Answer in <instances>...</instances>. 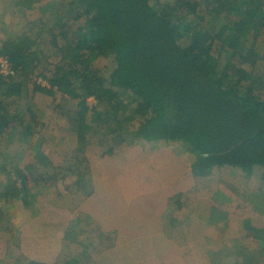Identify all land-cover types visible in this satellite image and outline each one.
Masks as SVG:
<instances>
[{
    "label": "trees",
    "instance_id": "16d2710c",
    "mask_svg": "<svg viewBox=\"0 0 264 264\" xmlns=\"http://www.w3.org/2000/svg\"><path fill=\"white\" fill-rule=\"evenodd\" d=\"M14 1H31L34 13L13 30L0 27L1 53L19 72L0 75V142L17 149L32 135L46 155L48 113L22 107L18 101L28 90L53 101L58 94L77 101L70 111L76 153L108 120L120 138L117 148L138 141L182 143L189 152L182 166L192 161L194 177L226 164L264 167V0ZM7 11L0 5V23L7 13L17 14ZM109 56L112 66L103 72L96 64ZM246 123L250 132L230 156L206 157L211 146L232 142V131ZM4 171L3 206L11 211L35 204L27 169L10 164Z\"/></svg>",
    "mask_w": 264,
    "mask_h": 264
},
{
    "label": "crops",
    "instance_id": "0c3cea01",
    "mask_svg": "<svg viewBox=\"0 0 264 264\" xmlns=\"http://www.w3.org/2000/svg\"><path fill=\"white\" fill-rule=\"evenodd\" d=\"M11 1L0 0L17 13L5 15V30L33 11L20 12L23 2ZM54 1L64 0L43 3ZM102 142L95 148L88 141L72 166L59 167L66 170L62 177L68 169L74 178L88 174L73 189L71 205L41 202L31 215L14 206L10 212L18 215L8 217L9 224L24 225L8 236L0 223V244L6 243L0 263L56 264L79 256L78 264H264V167L226 164L194 177L192 161L182 166L189 155L182 143L175 150L172 143L138 141L113 146L108 156L112 146Z\"/></svg>",
    "mask_w": 264,
    "mask_h": 264
},
{
    "label": "rangeland",
    "instance_id": "374dc122",
    "mask_svg": "<svg viewBox=\"0 0 264 264\" xmlns=\"http://www.w3.org/2000/svg\"><path fill=\"white\" fill-rule=\"evenodd\" d=\"M20 8V12L30 10L32 8L31 1L23 2L22 7ZM31 13H34V11H31ZM17 17V19L22 18L19 14L17 15ZM262 36L264 37V35ZM112 61L113 59L111 56L108 57V60L104 57H100L98 60V64L96 65L104 68L103 72H105L106 70L108 71L109 67L112 66ZM33 97L35 98L32 100ZM18 102L22 105V107L24 106L23 108H25L27 104L32 105L34 109H36L38 114H41L42 111L48 113V117L44 120V124L46 126L44 136L45 139L48 140V143L43 145L46 146V155H43L39 152L38 145H36L34 138H32V135L24 136L22 139L24 145L18 147L17 149H12V147L5 142H0V186L2 185L4 180V166H9L10 164H18L27 169L29 174L30 193L37 200V204L35 203L27 207L29 214L34 213L38 206L41 205V202H44L43 204L52 203L56 205L54 208L58 207L59 209L60 207L65 205L64 200L66 199L67 205H71V201L73 199V189H77L78 187H80L77 185V187L74 188L75 183L82 185L83 179L88 177V174L86 175L83 173L81 175L77 174L76 178H74V176H72V171L68 169V171L70 172L69 174H67V176L69 175L68 178L62 180L64 179V177H62L61 174L66 170L59 169V167L61 166H72L75 162L74 156L75 154H77V151H75V147L78 146V139L75 132L76 130L73 128L74 123L72 120H70V111H73L76 108L77 101L70 96H61L60 94L57 95L56 101H53V98L47 96L46 94H35L34 96H31L28 93V90H23L21 93V98ZM94 104L95 100L93 98H90L88 105L91 107ZM55 105L60 108L55 109ZM53 110L55 111L53 112ZM128 113L129 115H131V112ZM96 127L97 128L94 129L92 133H90L91 138H88L87 141H90V143L93 142V145H96L95 148H100V143L105 138L103 142H105L106 146H112V148L113 146H116L117 148L120 142V138L110 132L112 123L107 120L100 125L97 124ZM250 128L251 127H249L248 123H246L244 124V126L238 128V130L232 131L234 140L232 142H228V139H226L225 145L221 143L220 145L211 146L208 153L206 154V157L230 156L234 145L244 140L246 135L249 134ZM100 137H102L103 139H100ZM11 139H13L12 141L14 142L15 136ZM128 142H130V140H128ZM179 144V142L172 143L171 146H173L176 150L177 148H181L178 146ZM108 148L109 147H107V149ZM109 151L110 150L108 149V151H106V153L104 152V154L108 156H114V154ZM184 152L186 151L182 150L181 154H183ZM32 156L40 160L39 164L41 166H39V164L32 159ZM80 156L82 158L83 155L80 154ZM81 160V164H83V162L88 163V159L83 158ZM183 161V163H186V159H184ZM83 166H87V164L85 163V165L83 164ZM259 167L260 168H258V170H263V167ZM59 177L61 178V181L56 182V179ZM74 180H76L77 182L74 183ZM261 184L264 185V179L260 180V186ZM86 189L87 193H90V188L86 187ZM249 213L252 214L251 212ZM16 215L18 214L10 212L8 208H5L3 206V203L2 205H0V223H3V226H6V228L2 227V229H6L8 231L6 232V235L8 236L9 233L19 232L20 229L22 230V226L24 225H20V222H17V224H9L10 216L17 217ZM12 235H14V233H12L11 236ZM18 240L19 237H17L16 241ZM15 244L17 245V242ZM0 246H6V243L4 242L0 244ZM17 264H20L19 259Z\"/></svg>",
    "mask_w": 264,
    "mask_h": 264
},
{
    "label": "built area",
    "instance_id": "2783aa9c",
    "mask_svg": "<svg viewBox=\"0 0 264 264\" xmlns=\"http://www.w3.org/2000/svg\"><path fill=\"white\" fill-rule=\"evenodd\" d=\"M2 44L0 43V75L3 77H11L17 75V70L13 67L9 57L4 53H1ZM37 80V79H36ZM38 83H41L43 86L47 85L46 80L41 78L38 79Z\"/></svg>",
    "mask_w": 264,
    "mask_h": 264
},
{
    "label": "clouds",
    "instance_id": "9594fccd",
    "mask_svg": "<svg viewBox=\"0 0 264 264\" xmlns=\"http://www.w3.org/2000/svg\"><path fill=\"white\" fill-rule=\"evenodd\" d=\"M19 72H17V74H18ZM14 76H16V75H14ZM46 80V82H47V85H44V86H46V87H51V84H50V82L48 81V79H45ZM56 89V88H55Z\"/></svg>",
    "mask_w": 264,
    "mask_h": 264
}]
</instances>
